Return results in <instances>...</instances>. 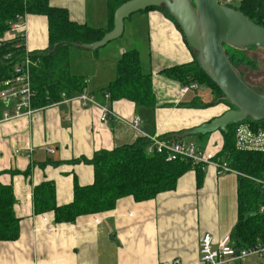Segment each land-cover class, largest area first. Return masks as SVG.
Returning a JSON list of instances; mask_svg holds the SVG:
<instances>
[{"label": "crops", "instance_id": "0c3cea01", "mask_svg": "<svg viewBox=\"0 0 264 264\" xmlns=\"http://www.w3.org/2000/svg\"><path fill=\"white\" fill-rule=\"evenodd\" d=\"M49 2L66 9L70 19L79 24L94 28L108 24L105 0ZM135 14L126 34L131 38L138 32L139 24L145 26L146 47L140 57L152 75L154 109L124 99L110 102L108 96L100 94L114 79L122 53L136 47L116 39L95 51H73L72 62L67 58L69 52L62 56H66L72 75L88 81L84 89L98 104L125 120L138 118V130L112 117L107 124H101L97 109L62 100L36 109L30 118L0 121V171H4L0 183L12 186L13 210L19 219V238L0 241V264H164L175 259L179 264H197L202 235L210 233L216 243L230 235L236 224L238 174L217 176L210 167L203 172L200 186L195 172L189 171L178 180L174 191L143 202L127 196L117 200L112 210L80 216L73 223L55 224L52 212L37 214L33 210L35 186L52 181L56 205H66L72 201L74 179L80 186L93 181L92 166L74 161L89 160L99 150L132 144L143 137L141 133L174 140L193 137L201 147L213 151L222 148L219 130H203L201 134L198 131L228 110L225 101L204 106L213 99L208 88L181 94V86L161 73L193 62L194 54L181 33L160 11ZM24 34L27 51L45 50L46 18L28 15ZM2 110L0 102V113ZM189 131L195 134H184ZM30 163H34L30 175L10 173L25 171ZM225 264H264V257Z\"/></svg>", "mask_w": 264, "mask_h": 264}, {"label": "trees", "instance_id": "16d2710c", "mask_svg": "<svg viewBox=\"0 0 264 264\" xmlns=\"http://www.w3.org/2000/svg\"><path fill=\"white\" fill-rule=\"evenodd\" d=\"M126 1L128 0H105L108 24L105 28H94L85 23L79 24L72 21L66 9L50 5L49 0H0V88L1 83L12 76L13 66L23 56L25 50L23 39L18 37L5 39L4 37L9 29V23L14 21L17 15L43 16L47 21L48 46L41 52H32L30 56L36 64L31 70L34 91L32 107L38 109L61 101L62 93L67 97H72L81 93L85 87L81 77L72 75L68 71L66 56L58 57L59 51L64 47L47 55L49 50L61 42L88 44L100 40L106 32L113 28L114 12ZM233 8L239 10L254 23L264 27V0H240L239 6ZM149 11L162 12L181 33L177 23L163 5L147 8L138 13ZM187 47L194 54L193 62L165 69L161 73L181 87L195 83L198 86L196 90L200 87L208 88L213 99L204 106L216 104L222 99L228 110L233 109L234 107L227 101L222 90L197 63L196 52L188 45ZM223 47L242 80L252 87L259 88L248 82L244 75L247 68L252 69L256 66L255 62L245 55V51L251 49L264 51V49L252 47L237 50L226 44ZM140 56L137 48L125 50L116 63L114 79L100 90V94L107 95L110 102L124 99L141 107L154 109L156 98L152 86V75L143 65ZM259 89L264 91L262 88ZM242 122L257 125L263 124L264 120L255 121L247 118ZM237 124L232 123L218 130L223 138L219 155L233 170L238 172L237 222L230 237L235 248L242 249L264 241V211L259 212L260 208L264 207V190L249 178L264 180V153L235 149L234 130ZM164 139L172 140L171 137H164ZM148 146V140L141 137L132 144L115 147L110 151L99 150L89 160L74 161L92 166V183L80 186L74 179L72 201L58 206L55 201L54 183L52 181L42 182L33 188L34 212L37 214L52 212L55 224L73 223L80 216L110 211L115 207L117 200L127 196H131L136 202H143L154 199L161 193L174 191L178 180L191 170L195 172L197 186L201 185L203 172L200 168L193 166L190 161L169 162L165 160L164 155L149 154ZM47 163L57 164L51 161ZM44 165L38 164L40 167ZM33 167L34 163H30L25 171H11L10 173L28 176ZM3 172L0 171V175ZM14 203L12 186L0 183L1 242H12L19 238V219L16 218L13 210ZM249 213H256V215L245 218Z\"/></svg>", "mask_w": 264, "mask_h": 264}, {"label": "water", "instance_id": "95a60500", "mask_svg": "<svg viewBox=\"0 0 264 264\" xmlns=\"http://www.w3.org/2000/svg\"><path fill=\"white\" fill-rule=\"evenodd\" d=\"M161 5L177 23L186 44L196 52L197 63L234 107L204 124L198 132L224 129L229 124L240 123L247 118L264 120V91L242 80L223 47L226 44L237 50L248 47L264 49V27L251 21L239 10L217 0H128L115 10L113 28L100 40L88 44L57 43L47 55L68 46L81 50H98L122 36L124 20L130 15ZM184 134L195 133L189 131ZM255 215L256 213H249L245 218Z\"/></svg>", "mask_w": 264, "mask_h": 264}, {"label": "built area", "instance_id": "2783aa9c", "mask_svg": "<svg viewBox=\"0 0 264 264\" xmlns=\"http://www.w3.org/2000/svg\"><path fill=\"white\" fill-rule=\"evenodd\" d=\"M217 1L222 4H227L229 0ZM26 19L27 15H17L14 21L9 23V29L4 36L5 39H15L18 37L24 40ZM30 56L31 53L25 48L23 56L13 66L12 76L1 83L0 102L3 106L0 117L1 122L30 118L36 111V109L32 107L34 91L32 89L31 80V70L36 64ZM87 82L88 81L85 80L84 85ZM197 88L198 86L193 83L189 86L180 87L179 91L181 94H185L187 91L196 90ZM61 97L62 101L66 103L76 102L82 108L90 107L92 109H97V120L101 124H107L108 119L112 117L117 122L138 130V118L135 117L131 120L121 118L109 108L98 104L85 89L72 97H67L62 93ZM141 135L149 142L147 152L149 154L155 153L164 155L166 161H190L193 166L200 168L202 172H205L209 167L213 168L217 176H222L226 173L238 174V172L233 170L223 157L219 155L221 149L213 151L201 147L195 142L166 140L145 133H141ZM234 147L238 151L264 153V123L260 125H253V123L250 122L238 123L234 130ZM249 178L264 190V180L252 177ZM263 211L264 207H261L259 212ZM43 220L46 221L45 218H43ZM252 257H264V241L251 247L237 249L230 235L223 236L215 243L212 235L206 232L200 239L199 259L197 264H225L229 261L243 260ZM164 264H179V260L175 259L170 263Z\"/></svg>", "mask_w": 264, "mask_h": 264}, {"label": "rangeland", "instance_id": "374dc122", "mask_svg": "<svg viewBox=\"0 0 264 264\" xmlns=\"http://www.w3.org/2000/svg\"><path fill=\"white\" fill-rule=\"evenodd\" d=\"M240 3V0H229L227 4L231 7H238ZM138 15V14H135ZM133 15L130 19L125 21V34L121 38H118V43H122L123 45H127L129 47H136L137 50L140 53H144L145 50L144 48L146 47V42H145V26L142 24L138 25V32L136 34H133V37L128 38L127 37V32L129 27H131L130 20L133 19L135 16ZM133 21V20H132ZM109 47V46H108ZM251 49L252 47H248ZM67 51L68 55L67 58L72 62L74 60L72 54L73 51H79L78 49L74 47H64L62 48L59 53L58 57L62 58V53ZM245 55L251 59L252 61L255 62V67L251 69V67L247 68V70L244 71V75L246 76V80L255 86H259V88H262L264 90V51L263 50H258V49H251V50H246ZM260 125V124H259ZM187 142H195V143H200L198 140H196L193 137H187L183 139ZM192 171V170H191Z\"/></svg>", "mask_w": 264, "mask_h": 264}, {"label": "bare ground", "instance_id": "6f19581e", "mask_svg": "<svg viewBox=\"0 0 264 264\" xmlns=\"http://www.w3.org/2000/svg\"><path fill=\"white\" fill-rule=\"evenodd\" d=\"M173 140V139H172Z\"/></svg>", "mask_w": 264, "mask_h": 264}]
</instances>
